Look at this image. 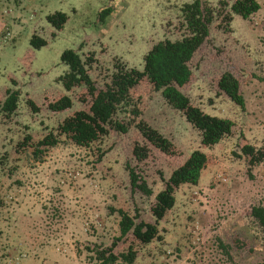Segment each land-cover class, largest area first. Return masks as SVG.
Listing matches in <instances>:
<instances>
[{
    "label": "rangeland",
    "instance_id": "1",
    "mask_svg": "<svg viewBox=\"0 0 264 264\" xmlns=\"http://www.w3.org/2000/svg\"><path fill=\"white\" fill-rule=\"evenodd\" d=\"M189 1L0 0V99L7 88L18 92L15 111L0 113V264H96L88 249L119 236L117 210L155 223L151 201L195 149L208 158L198 181L175 189L174 205L155 223L160 236L136 247L133 264H264V237L250 215L264 201V161L248 168L235 154L242 136L256 146L264 142V0H256L259 9L249 18L233 14L227 27L212 22L189 61L192 78L180 88L205 113L234 122L218 143L202 146L198 130L160 92H146L141 117L178 148L176 157L149 146V156L136 161L134 127L111 130L86 147L56 131L64 117L86 107L58 80L67 70L63 50L92 52L89 74L98 85L119 60L142 70L154 43L180 37L181 7ZM56 11L66 16L59 29L47 20ZM33 33L46 44L33 48ZM225 70L240 81L244 110L217 87ZM61 94L71 96L72 106L52 113L46 98ZM49 132L58 142L35 151ZM127 163L151 195L131 189ZM238 238L248 245L238 247Z\"/></svg>",
    "mask_w": 264,
    "mask_h": 264
},
{
    "label": "trees",
    "instance_id": "2",
    "mask_svg": "<svg viewBox=\"0 0 264 264\" xmlns=\"http://www.w3.org/2000/svg\"><path fill=\"white\" fill-rule=\"evenodd\" d=\"M258 9L259 3L256 0H219L215 5L205 0L186 2L181 7L180 37L174 40L165 38L154 43L143 57L142 70L130 67L121 60L117 61L113 70L99 85L89 74L96 61L92 52L81 54L70 48L63 50L60 60L67 66V70L59 75L58 80L67 92L75 93V98L86 104V107L64 117L56 128L57 134L64 135L75 145L86 147L111 130L124 134L134 127L136 134L131 138L130 150L136 161H144L149 156V146L165 156L176 157L179 154L178 148L141 117L146 92H160L167 104L181 112L198 130L202 146L210 147L218 143L231 134L234 122L229 118L205 113L180 88L192 78L189 61L207 38L212 22L217 20L219 27H227L233 14L249 18ZM65 18L61 11L47 15V20L56 29L62 26ZM30 44L33 48H39L46 44V40L33 33ZM240 85L239 79L229 70L223 71L217 80V87L244 110L245 98ZM17 100L18 92L7 88L4 100L0 99V113L5 116L12 114ZM28 103L34 110L38 108L33 101L29 100ZM45 103L52 113H58L69 109L73 100L69 94H61L52 99L46 98ZM28 139L29 135H25L24 140ZM57 142L56 135L49 132L37 142L35 151H39L40 146H54ZM237 148L238 152L235 154L244 158L248 168L264 161V142L261 146H256L242 136L237 142ZM207 162L206 154L195 149L163 180V188L155 194L148 209L155 223L174 205L175 189L183 183L195 184ZM126 169L131 189L151 195V187L140 179L134 168L127 163ZM117 211L119 236L113 239L110 246L87 248L91 253L89 258L96 264H133L137 255L136 247L160 236L155 223L137 220L122 208ZM250 215L264 237V201L253 205ZM233 242L238 247L248 245L239 238ZM222 247L227 251L230 249L229 244Z\"/></svg>",
    "mask_w": 264,
    "mask_h": 264
}]
</instances>
